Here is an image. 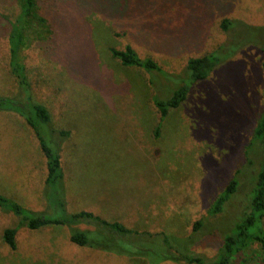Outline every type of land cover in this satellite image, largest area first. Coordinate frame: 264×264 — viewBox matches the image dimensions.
Here are the masks:
<instances>
[{
    "label": "rangeland",
    "instance_id": "1",
    "mask_svg": "<svg viewBox=\"0 0 264 264\" xmlns=\"http://www.w3.org/2000/svg\"><path fill=\"white\" fill-rule=\"evenodd\" d=\"M22 0H0V96L20 98L10 70V22ZM22 51L33 100L45 105L62 144L70 212L89 211L139 231H164L211 261L248 210L263 160L255 129L264 113V0H37ZM42 18L51 24L52 35ZM227 21L225 28L224 23ZM132 47L161 73L124 67L111 49ZM220 64L162 122L155 98L172 97L191 59ZM45 140L55 148L56 141ZM55 136H57L55 134ZM59 144V145H60ZM46 159L22 117L0 111V193L45 209ZM233 179L238 190L210 215ZM203 225L194 231L197 222ZM0 210V264H151L79 247L69 229H21ZM161 264H185L164 262ZM233 264H264L258 246Z\"/></svg>",
    "mask_w": 264,
    "mask_h": 264
},
{
    "label": "trees",
    "instance_id": "2",
    "mask_svg": "<svg viewBox=\"0 0 264 264\" xmlns=\"http://www.w3.org/2000/svg\"><path fill=\"white\" fill-rule=\"evenodd\" d=\"M37 0H22L20 13L15 21L10 22L9 48L10 70L18 81L20 98L0 96V111L13 112L24 119L33 131L46 159V178L43 188L45 209L34 211L26 208L11 197L0 193V210L7 211L17 217L18 223L14 228L5 230L4 242L16 250V234L21 229L38 231L43 228H67L70 241L83 248L96 249L117 255L140 257L149 259L151 264L164 262H183L185 264H233L241 258L243 253L253 246H258L264 253V113L255 129L254 141L260 145L262 152L261 168L258 171L256 184L252 192V199L246 210L237 220L231 233L223 238L214 260H207L201 255L192 253L190 244H183V239L164 231H139L127 227L120 222H110L89 211L70 212L67 202L65 173L63 171L61 153L62 144L54 138L66 137L70 132L60 131L52 127V115L45 105L33 100L26 66L22 61V51L28 46L27 38L32 19L37 13ZM52 38V26L42 18ZM227 21L224 23L225 28ZM114 58L118 59L124 67H133L145 72H159L161 68L151 58L142 59L132 47L124 51L111 49ZM216 55H208L198 59H191L187 69L190 76L184 84L167 100L153 99L154 105L160 114V124L156 135H159L162 122L172 110L179 109L191 92L192 87L199 82L207 80L220 64ZM46 134L56 141L55 148L46 140ZM55 134L57 136H55ZM60 144V145H59ZM239 183L233 179L225 191L216 199L210 215L221 214L226 204L233 198L238 190ZM203 222L196 223L194 231L198 232Z\"/></svg>",
    "mask_w": 264,
    "mask_h": 264
}]
</instances>
